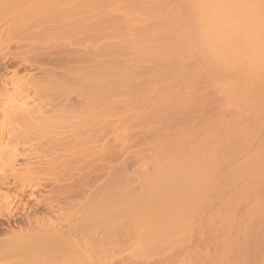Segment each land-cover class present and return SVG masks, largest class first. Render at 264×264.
<instances>
[{"label": "bare ground", "instance_id": "6f19581e", "mask_svg": "<svg viewBox=\"0 0 264 264\" xmlns=\"http://www.w3.org/2000/svg\"><path fill=\"white\" fill-rule=\"evenodd\" d=\"M21 1L22 0H0V13L3 14L0 15L3 17L6 14L5 20L7 15L9 16V20H6L9 23L4 21L2 17L0 19V21L5 22V25L7 23L6 26H3V23V27L0 25V69H4L5 71V73L4 71H2L3 73L0 72V115L10 118L11 124L17 129L15 133L9 134L0 125V165L2 166L0 168V219L6 220L7 223V227H3V225H1L2 222L0 224L2 226L1 228L5 229V231L3 230L4 232L1 231V233H3L0 235V238H2L0 239V264H115L113 259L115 257L113 255L115 247L119 245L120 248V245H126L130 240L128 235L131 234L130 232L139 230L141 235H139L138 240L141 245L143 243V249H147L146 247L157 248L159 245H165V243L168 242L167 240H171L173 237L175 238L178 233H181L180 231L183 228L181 225L182 217L185 216L184 219L186 220L183 221H187L185 223L182 221L184 225L187 224V227L189 225L191 226L190 223L192 220L194 221V217L197 218L199 216V213H196V216H194L195 213H193V211L195 209H200V207H204L211 202L215 204L216 202L214 201H218L216 198L221 193L225 195L222 188L225 187L224 183H226V185L229 183V179L225 178L227 174L223 172L225 166L223 163L230 165V163L228 164L229 159H237L243 152L246 154L245 156L247 159L242 155L243 159L245 158V163H243V160L239 161L238 164L241 165L237 168V172L235 171L236 174L234 177H237L238 181L241 179H238V176H241L239 175L240 172L243 173L244 171H246L245 174L251 172V176L252 173L255 176V174H257L256 172H258L259 175H257L260 177L264 175H260V172L264 170L262 169L263 166L261 163L258 165L259 167L260 165L262 166L260 172L254 169V167L257 168V164L252 168L255 162L257 163L258 161L260 162V159H262V161L264 159V137H260L261 139L258 138V143H256V141L253 143L255 138L253 139V136H251L253 133L250 134L249 132L250 136L246 135L245 138L243 135V142L241 140V143H238L241 136L238 134L240 137L237 139V131L233 133V135L236 133L234 138L233 135L232 137L230 135L233 130L241 129L238 128L240 127L239 125H241L240 123L238 126L234 124V127L236 126L237 129L235 128L232 130L233 125L231 126V124L239 120L235 115L233 118L231 117V119L235 117L233 123L230 122L231 119H229L230 121L227 119L225 120L229 121V125L231 126L228 130H232V132L227 131V133H224L225 136L229 133V139L228 136H226V138L222 134L226 130H221L220 126L218 127L217 125V128L224 131L222 133L220 132L219 136L217 133L216 136L219 138L221 137L220 134H222L224 138L228 139V141L224 140L225 143L229 144V147L226 144L224 146V141L223 144L221 141L220 147L222 148L219 149L220 147L218 144L215 145L214 143V136L212 137V134L215 135L217 128L210 129V126L208 127V122H211V119L207 122V126L203 124L202 120L201 122L206 128H209L210 131L207 135L211 137L208 139H213L210 140L213 141L214 147L216 148H212V141L209 143L206 139V135L203 136L207 133L205 127L206 131L201 130L203 135L199 132V127L198 130L193 129L195 130L194 132H198V135H201V137L203 136V139H206L204 143H202L203 139L197 136L196 133V135H193L194 132L191 133L187 130V126L192 124L189 120H195V118H190L191 115L196 114L195 111V113L192 112L191 114V109L187 111L188 108L186 107L187 109H184L186 112L182 110V113L179 109L181 115L179 116L178 114V118L175 117V119L170 116L172 120L167 117L168 114H165L168 110L167 108L173 106L174 103L172 104V101L174 98H177L175 94V97L172 96V93L170 95L173 99H169V93L166 92L165 87L168 90L173 89L174 92V89L177 87L175 85L178 83L179 73H186L188 70L187 68L186 71H184L187 66L184 61L189 58L187 54H192L193 52L191 53L190 50L195 47L199 48V50L195 48L197 52L200 51L201 54H207L206 56L204 55V59L206 61L210 60L208 68L212 64L211 67L215 69V71L212 72L220 74L221 79L222 76H224V79L226 78V80H229L228 84L234 92H236V94L233 95V90H231L233 93L230 91L233 96L239 97L237 94H242V96L244 94L243 97H240L243 99L245 97L247 98L248 103L244 101L247 105L249 104L250 106V103H252V106L255 105L254 108L256 107L259 113H264V0H178L179 5H176V8L172 6L174 10L169 11V14L167 13L169 16L167 23L165 24V22L162 21L159 25L155 24V27L144 25V23L136 24L135 18L133 19L134 16L129 13L131 9L129 4L126 6V1L123 0H62V3H59L58 0L59 4L57 3V5H62L61 7L56 5L53 6L56 3L51 4L50 0L48 2L47 0H45V2L44 0H40L39 2H43H41V5L37 4V6H35L37 2H32L34 0H23L22 3ZM25 1L26 3L30 1L29 3L31 5L28 6L25 4ZM121 1H123V3ZM134 1L135 0H133V2ZM136 1H138L137 3L139 4L140 0ZM173 1L175 0L170 2ZM175 2L178 3L177 0ZM43 3H50L52 6L42 5ZM130 4L135 6L136 2ZM175 4L173 2L172 5ZM138 6L140 7L141 4ZM126 8L129 14L126 13ZM135 8L133 10L134 12L137 10ZM144 8L145 7L142 8L143 10L139 9V11H144ZM133 11L131 12L133 13ZM136 12H138V10ZM170 12L172 13L170 14ZM145 21L146 20H144V22ZM149 22L151 21L148 20V23ZM155 22L157 23V21ZM122 28L123 31H125L124 29H126V31L120 32ZM104 38H106V41L101 42ZM50 39L51 41L54 39L53 42H51L52 45L49 44ZM58 41L62 42L58 44ZM62 43L66 44L62 45ZM77 44H81L82 47H75L78 46ZM11 46L15 49L11 50ZM145 46H147V50L143 49ZM141 50L151 58L150 60L153 65L150 64L151 62L148 65L152 70L155 69L154 67L162 64V62L165 63V65L167 63V67L162 64L165 69L162 65L158 66H161V69L163 68L162 73H160L161 70H158V67L156 68L160 75L156 72V69L155 71L153 70V72L152 70L146 69V62L148 61L147 56L144 54L147 60L145 61ZM128 54H134L135 56L129 57ZM208 55L210 56L209 59L207 58ZM185 56L186 58H184ZM152 57H154V61H152ZM160 59H164L165 61L158 63ZM183 59L185 60L183 61ZM144 62L146 65L143 64ZM155 62H157V65ZM200 62L202 63V61ZM179 63L183 64V66ZM175 65H178V67ZM180 65L184 69L182 70L183 72L175 70L180 68ZM204 66L205 65L201 66L203 67L202 70ZM208 68L206 67V69ZM213 68L209 69L213 70ZM196 70L198 69L196 68ZM142 71H146L145 73L148 75H143L144 72ZM174 71H176V74L178 72V74L175 75ZM192 71L194 72L193 69ZM154 72L157 73V76ZM191 72L189 74H191ZM171 73H174V77ZM185 73L180 75L181 79H186L188 73ZM152 74L158 77L159 80L161 79L160 83L162 82L164 85H166L165 83H167V85L169 83L173 84L164 87V85H160L159 80L154 76V79L158 81L156 84L159 83L156 86H159V88L163 86L165 89L160 88L162 90L159 89V91L155 89L156 94L158 95L161 91V93H164L163 91L167 93V97L166 93L163 98L162 96L159 97L161 99L160 102H164L163 107L171 100V104L169 102L170 106H166L167 108L165 107L167 110H165L164 115L167 118L163 117V112H159L161 110L158 106L160 102H153V105L158 103L157 108L152 109L153 107L151 108L148 104L150 107L148 108L151 109V111L145 112L143 115L142 112L145 109H142L141 115L139 114L140 116L134 113V115L138 117L134 116L135 119L132 121L134 123H132L131 120H133V118H129V120L126 118L128 114L127 116L125 115L126 117H123V114L131 109V107H129L130 103L127 102L130 97H132L131 99L134 98L131 102L136 101L135 96L133 97L132 95L134 91L130 87L131 90L130 92L128 91V93L132 96L127 94L125 90L129 98L127 95L126 98H121V96H125V93H121V90L125 89V87L129 90L128 85L132 82H136V78H140L139 82L137 80L135 83V86H137V88L135 87V94H138L141 86V89H144L143 87L148 85V83L143 84L142 82H149L150 79L147 77H150ZM196 74L193 73V75L191 74L190 76L195 75L196 77ZM141 75L145 76L146 80H144L145 77L143 78ZM153 75L150 77V86H152ZM158 75L161 76V78ZM164 75L166 76L164 77ZM197 75H199V73ZM166 77L168 78L162 80V78ZM170 77L176 82L173 80L172 82L168 81L171 80ZM189 78L187 77L185 81H188ZM166 80L167 82H164ZM51 85L55 86L54 91L57 89L56 92H59L62 100L58 102L55 109L44 110V107L40 105V100L44 98L45 93L47 94V90H49ZM150 86L148 85L146 88ZM172 86L175 87L172 88ZM132 87L134 88V86ZM227 87L230 88L228 85ZM61 90L62 94L60 93ZM137 91L139 92L137 93ZM49 92L51 93V91ZM170 92H172V90ZM52 93L54 92L52 91ZM120 93L122 95H120ZM140 93L141 96H138L143 98V90ZM178 93L179 92H177V94ZM73 95H75V98H73ZM144 95V98H146V93ZM180 95L179 93V99L181 98ZM118 96H120V98ZM140 97H138V99H141ZM182 98L184 99L183 94ZM179 99L175 102L177 103L180 101L179 103H181L182 100ZM144 101L139 100L140 104ZM176 103L174 106L179 104ZM174 106L173 108L175 109L176 106ZM197 108H199L198 105ZM138 109L140 108L138 107ZM168 111L172 110L170 109ZM158 113L160 117L157 115ZM169 113L171 114V112ZM204 113H206V111ZM118 114L123 115H121L122 118H118L119 122L122 123L121 125H123H120L122 128L125 123H129L127 122L128 120L131 124L135 125H140L141 121L153 125V122L150 124L149 121H159L161 118L160 121H163V123L158 122L162 123V125L160 124V126L158 124V127L160 126V131H158V129L156 134L158 137L160 135L162 136L163 133L161 130H163L164 137H160L164 140L162 139V143L158 137L154 140L156 135L153 134V131L155 130L150 129L153 132V140L156 143L155 149L153 145L152 148L154 150L152 149L153 151H151L154 153L158 148V154L156 155L155 153L156 157H154V155L152 156V160L155 162V165H157L158 172L155 169L156 173L154 172V174L156 175L153 174V181L148 183V187L139 194L137 190L140 189V184L127 187L128 190H126V188L122 189L121 191H126H124V194L127 193V196H129L127 199L129 200H124L125 197H123L121 199L122 206L118 207L117 210L113 207V210L112 204L117 202L116 199H114L115 203L113 202L116 189H113L112 185L118 186V181H112V176L114 177L115 175L112 171L116 170V168L113 170V166H116L118 174L121 173L122 175H120L121 178L119 177L122 180H119V185L122 184L118 188L124 187L127 183L129 186L132 184V179L131 181L127 180L130 178L124 179L125 174H129L126 172L128 167L125 164L131 161L125 159L123 161L121 160V163L123 162L122 166H120V161H118V164H120L118 168V166L115 165L116 161L113 159L116 157L114 156L116 150L110 143L111 140L106 138L110 133V128L112 127V131L115 128V125H113L114 128L111 126L113 124L111 118L113 119V116ZM172 114L174 115L173 111ZM200 114L201 113H199V115ZM130 116L129 114L128 117ZM205 116H203V118L207 121L209 117L206 116L205 118ZM212 117L215 118L214 121L218 120L215 115ZM242 119L243 118L240 120ZM114 120L115 119H113V122ZM240 120L239 122H241ZM116 124L118 125V121ZM199 124H201L200 121ZM227 125L228 124L225 126ZM211 126L213 127V122ZM133 127L135 128V126ZM147 127L146 125V128ZM246 127L247 126L244 127L243 132L246 130ZM52 128L54 129V133L50 134L49 132L48 136L47 132ZM168 128H173L174 130L167 133ZM45 129H47L46 132ZM115 129L117 130V128ZM166 129L167 131L165 132ZM150 130H148L147 133L152 136ZM248 130L249 129L246 131ZM39 131H42V135L38 133ZM127 131L129 132V130ZM178 131L181 132L178 133ZM188 131L192 135H189V133H187ZM239 131L242 135L243 132L241 130ZM246 131L243 134H247ZM43 132L46 134H43ZM158 132H161L160 135H158ZM134 134L135 133L129 135L132 137ZM137 134L138 133H136V135ZM148 135L147 137L151 139ZM142 137L147 139L145 135ZM126 138H123V140H126ZM137 138L143 142L141 137L139 138L137 136ZM218 138H216V141ZM157 140L159 143H157ZM220 140L222 139L219 138L218 141ZM122 143H124V141ZM147 143L145 144L148 147L149 143ZM149 145H151V143ZM259 146L262 147L259 148ZM223 147L227 148L223 149ZM210 148L211 151L209 150ZM208 152L212 154H207ZM117 158L115 159H120V157L119 159ZM150 159L149 161L147 159V162L151 164L153 161H150ZM132 162L134 164V160ZM235 164H237V162L234 163V166ZM249 166L256 172L254 173L251 168L250 171L248 168ZM150 167L152 168V166ZM247 170L250 172H247ZM101 171L105 172L103 173ZM249 177L250 175L248 178ZM115 178L116 177H114V180L116 181L118 177L117 179ZM255 178L256 181L254 180ZM255 178L253 181L252 177H250L249 183L245 184H240L246 181L245 177L243 182L239 184L237 182V186H244H241L240 189H238L237 186L234 187L232 191L234 193L233 199L231 198L232 194L230 197V199H232L231 201L228 196H224L230 201H227L230 203V209L228 207V212L224 211L226 215L222 212L224 216L222 218L223 224L220 225L221 227H215V229L208 227L209 233L208 230L204 231L205 239L209 237L211 239L212 233V236L214 235L215 237H212V239H216L215 243L213 240V242L210 240V244H214L215 250H218V255L217 253H213L215 257L212 254H210V256L212 255L214 259L217 258L216 261L219 264H244L248 260H256L258 256L260 257L262 255L261 252L264 254V178H261V180L257 179V177ZM216 179L219 182H216ZM223 179H226V182ZM214 180L218 184H214ZM231 180L232 179H230V182ZM234 180L232 182H234ZM98 181H101V183ZM126 181L127 183H125ZM221 181H224V183ZM111 182L115 183V185ZM221 184L223 185L222 187ZM218 198L222 199V197ZM218 202H220V200ZM243 203H245L244 205L247 204V208H243L244 221L241 220L242 217L240 214L242 213H238L239 207H241L240 205H243ZM117 204L121 205L120 203ZM194 207L196 208L194 209ZM215 210L217 213L216 208ZM183 213L184 216L181 217ZM214 214L213 211V218L211 217V221L215 217ZM217 215L218 214H216V217ZM238 215L241 217V222L239 221V217L237 219ZM189 217L192 218V220ZM141 219L146 220H143L142 223L139 224ZM219 219L221 218L219 217ZM99 226L101 229L99 228L98 231L97 228ZM142 227L144 229H142ZM210 227L213 228L211 225ZM200 230L202 229L200 228ZM176 231L178 232L177 234ZM202 234H199L201 239L204 238ZM206 235H209V237ZM174 238L172 240H174ZM198 239L199 238H197V240ZM201 239L196 242L202 241L200 243L203 245V242L206 241ZM191 241L188 242L191 244L190 246L193 247V244L196 243H193L195 241ZM15 242L23 243L22 247L25 248L26 246L25 251L22 252L21 250H24L22 248L18 253L15 252L14 248H12V244H16ZM189 243L186 245L189 246ZM166 244H169V242ZM201 244L199 245L201 249L198 245L194 247L195 250L197 249V254L194 250L191 253L197 256L200 250H202V254L204 249L208 250L212 247L206 242L209 248H202L203 246ZM190 246L188 248H191ZM138 247L141 248L140 245L137 246V249H134L135 252L138 250ZM116 248H118V246ZM184 248L182 247L180 249L185 250ZM140 250L142 251V249ZM147 250L149 251V249ZM141 251L139 252L138 250L137 253L143 254ZM208 253H210V249L206 252V254ZM136 254H127V257L130 256L128 258L129 261H131L130 258L142 256L141 254ZM147 254L143 257H147ZM192 254L190 255L188 252L186 261ZM201 254H199V256ZM203 255H201V257H203ZM196 256L195 258L198 264L205 262L204 258V260L200 259V261L202 260V262H200L199 259H197L198 256ZM208 257L206 261L208 260L211 263L210 260L213 258L208 259ZM259 257L258 260L260 261ZM262 257H264V255L260 258ZM140 258L142 259V257ZM194 259V264H197ZM189 260L188 262H192V260ZM133 261V263H128H139H135L136 260ZM158 261L159 260L154 259L150 263L148 262V264H160ZM126 262L121 263L128 264ZM188 262L186 264H188ZM250 262L252 264L253 261ZM249 263L246 262V264ZM166 264H168V262H166Z\"/></svg>", "mask_w": 264, "mask_h": 264}, {"label": "rangeland", "instance_id": "374dc122", "mask_svg": "<svg viewBox=\"0 0 264 264\" xmlns=\"http://www.w3.org/2000/svg\"><path fill=\"white\" fill-rule=\"evenodd\" d=\"M20 1V0H19ZM31 1V0H30ZM29 1V2H30ZM40 0H34V1H32L33 3H35V2H37L36 3V5L35 6H37V4L38 5H41V2H43V1H41V2H39ZM49 0H47V2H48ZM51 1V4H53V3H56V4H54L53 6H58V7H61L62 5H57V3H58V0H50ZM61 1V2H60ZM123 1H126L125 2V5L127 6V4H129V7L132 9H130V11H129V13L130 14H132L134 17H133V19L135 18V23L136 24H140V23H144V25H149V26H151V27H155L156 25L155 24H157V25H159L160 24V22H162V21H164L165 22V24L167 23V21H168V18H169V16H168V12L169 11H172V10H174V9H172V8H176V5H179V2H178V0H177V2L178 3H176L175 1H173L174 2V4L175 5H172L173 4V2H170V1H172V0H140V2H139V4L137 3L138 1H134L133 2V0L132 1H130V0H123ZM123 1H121L122 3H123ZM168 3H167V2ZM23 2V0L21 1V3ZM26 3V1H25V4H27L28 6H30L31 4L30 3ZM31 2V3H32ZM40 4H39V3ZM44 2H45V0H44ZM128 2V3H127ZM136 2V4H135V6H136V8H135V6L134 5H131L130 3H132V4H134ZM146 2V3H145ZM151 2V3H150ZM156 2V3H155ZM59 3H62V0H59ZM58 3V4H59ZM145 3V4H144ZM159 3V4H158ZM160 3H161V5H160ZM50 3H43L42 5H51ZM141 4V6L139 7L138 5H140ZM146 4H147V6H146ZM152 4H154V5H152ZM33 5V4H32ZM123 5V4H122ZM124 5V6H125ZM131 5V6H130ZM150 5V6H149ZM52 6V5H51ZM125 6V7H126ZM133 6H134V8L135 9H137L138 10V12H140V13H138V12H134L133 10H134V8H133ZM139 7V9H142L143 7H145L144 8V11H139V9H138V7ZM158 6V7H157ZM172 6H174V7H172ZM128 7V8H129ZM148 7H149V9H148ZM127 9V8H126ZM149 10H151V11H149ZM131 11H133V13L135 14H133ZM147 11V12H146ZM143 14H142V13ZM145 12V13H144ZM126 13H128V9H127V12ZM128 13V14H129ZM138 13V14H137ZM168 13V14H167ZM172 12H170V14H171ZM1 15H3L2 13H0ZM141 14H142V16H141ZM168 16H166V15ZM0 15V19H1V16ZM148 15V16H147ZM5 16H6V14H5ZM5 16H3L2 17V19H4V21H8L9 19H8V15H7V18H6V20H5ZM150 16V17H149ZM167 17V19H166V17ZM139 18V20H138V18ZM141 17V18H140ZM145 17V18H144ZM148 17V18H147ZM136 18H137V20H136ZM150 18V19H149ZM144 20H146L145 22L147 23H145L144 22ZM148 20L149 21H151V22H149L148 23ZM158 20H160V21H158ZM6 21V22H7ZM133 21V20H132ZM136 21H139V22H136ZM152 21H153V23H152ZM155 21H157V23L155 22ZM163 22V23H164ZM4 23V25L3 26H6L7 25V23H9V22H7L6 23V25H5V22H2V21H0V25L2 26V24ZM134 23V24H135ZM1 26H0V29H1ZM2 26V27H3ZM125 31H126V29H124ZM125 31H123V28H122V31L120 30V32H125ZM132 37V36H131ZM62 39V38H61ZM61 39H59V40H61ZM106 38H104L103 40H101V42L102 41H106L105 40ZM53 40L54 39H52V41H51V39H50V42H49V44H51L52 45V43L51 42H53ZM64 40V39H63ZM55 41H57V40H55ZM55 41H54V44H55ZM60 42H62V41H60ZM59 41H58V44L60 43ZM57 43V42H56ZM100 43V42H99ZM98 43V44H99ZM148 43H150V42H148ZM147 43V44H148ZM64 44H66V43H62V45H64ZM78 46H75V47H78V48H81L82 46H81V44H77ZM80 45V46H79ZM85 45V44H84ZM145 45H146V43H145ZM73 46H74V44H73ZM72 46V47H73ZM147 46H145V48H143V49H148V48H146ZM77 48V49H78ZM196 49H198L199 50V48H197V47H195ZM191 49L190 50V52L192 53V54H187L188 56H189V58L187 59V60H185V59H183V61L185 62V64L188 66H184L185 67V70L183 69V64H181V63H179V64H181L180 65V68H182V69H180V68H177V69H175V70H177V71H182V70H184V71H186V69L188 68V70L186 71V73H190L191 71H192V69L194 70V72L192 71L191 72V74L193 75V73L194 74H198L199 73V75H197L196 74V77H195V75L194 76H190L191 74H187V76H186V79H187V77L189 78L188 79V81H185L184 80V78L183 79H181V77H180V75H182V74H184L185 72H181L182 74H180L179 73V77H178V80H180V81H178L177 80V84L175 85V86H177L175 89L177 90H175L174 89V92H173V89H171L172 90V92H170L171 90H168L165 86L167 85V83H165L166 85H164V84H162V82L160 83V80L158 79V77H156L157 76V73L156 72H158L159 73V71H157V67L159 66V65H165V63H163L162 62V64H159L158 66H156V67H154L155 69H156V72H154V73H156V76L155 75H153V78H152V86H150V84L151 83H149L150 81H151V76L152 75H150V77L148 76L147 78L148 79H150V81L149 82H145L144 80H146V77L145 76H143V75H145V74H147V73H145L144 71H142V72H144V74L143 75H141V76H143V78L145 77V79L143 80L144 82H142L143 84H145V83H148V85L151 87H148V88H146V86H148V85H145V87H143L144 89H141L142 88V86H141V88H140V92L143 90V93H142V97L143 98H141L140 96H141V93L139 92V91H137V93L138 94H135L136 93V88H137V86H135V83L137 82V80H138V82H139V79H137L136 78V82H132V80H131V82L134 84H132L131 82V86L130 85H128V87H129V90H128V88H126L125 86V89H123V90H121L122 92L121 93H125L124 95L125 96H121V98H126L128 95L127 94H130V93H128V91L130 92V90L132 89L133 91H134V93L132 94L133 95V97L135 96V100L136 101H133V102H131V100H134V98L133 99H131L132 97H130V99L127 101L128 103H130V106L129 107H131V109L130 110H128V111H126L122 116L123 117H126L127 116V114H128V116H129V114L131 115L130 117H126V118H133V120H131V122L132 121H134V119H135V117L134 116H136L137 114H138V116H140L141 114V111H142V109H145V110H143V112H142V114L144 113L145 114V112H150L151 111V109H149L150 107L152 108V109H154V108H157V104L158 103H156L155 105H153L154 103L153 102H160V98L159 97H161L162 96V98L164 97V95H165V93L166 92H168L169 94H168V98L169 99H173V97L172 96H174V94L177 96V98L175 99L174 98V100L172 101V104L174 103H176L175 101L176 100H178L179 99V97H178V95H179V93L181 94L180 95V97L182 98V94L184 95V99L182 98H180L182 101H181V103H179V102H177V103H179L177 106H178V108H177V106L175 107L174 106V104H173V106L175 107V109L173 108V106H170L169 105V102H170V104H171V100H169V102H168V104L166 103V105L163 107V105H164V102L163 101H161V102H163V103H161L160 102V104L158 105L160 108H161V110L159 111V112H163V115H164V112H165V110H172L173 111V113H174V115L172 114V111H166L165 112V114H168V116L167 117H169L170 118V116H172L174 119H175V117L176 118H178V114H179V116L181 115L180 113L182 112L183 113V111L184 112H186L184 109H187V111L188 110H190L189 112L192 114V112L193 113H195L196 112V114H194V115H191V117L190 118H195V120H189V122L190 123H192V124H189V126H187L188 127V129L187 130H189L191 133H193L195 130H193V129H197L198 130V127H199V129H200V131L199 132H201V135H203V133H202V131H206L207 130V133L206 132H204V133H206V134H204L203 136H207V140L209 141V143H211V141L214 139L215 141H214V143H215V145L216 144H218V146L220 147V143H221V141H222V144H223V141L225 140H227L228 141V139H229V137H230V135H231V137H232V135H233V133L234 132H236L237 131V135H236V133H235V135L237 136V139L241 136V139L240 140H238V143H241V140H242V136L244 135V137L246 138V135H249V132H250V134L251 133H253V135L251 134V136H253V139H254V141H253V143H255V141H256V143H258V140L259 139H261L260 137H264V113H262V112H260L259 113V110H257V108L255 107L254 108V106H252V103H250V106H249V104L247 105L245 102L247 101V103H248V100H247V98L245 97L244 99L242 98L243 96H244V94H243V96H242V94L241 95H238L237 94V96H239V97H236V96H233V95H235L236 94V92H234V90L230 87V85L228 84V82H229V80H226V78L224 79L223 77L224 76H222V79L220 78V74H215V72H212V71H215V69L213 68V67H211L212 66V64H211V66L209 67L210 69L211 68H213V70H210L209 68H208V66H209V63H210V60H208L209 58H210V56L208 57L207 56V60L208 61H206L204 58V55L205 54H201L200 53V51H198L197 52V50L196 49ZM15 48L14 47H12L11 46V50H14ZM80 50V49H79ZM195 50V51H194ZM141 52H143L142 50H141ZM184 52H186V51H184ZM138 53H140V52H138ZM200 53V54H199ZM144 52H143V55H142V53H141V55L143 56V58H145L144 57ZM129 55V57L131 56V57H133V56H135L134 54L132 55H130V54H128ZM127 55V56H128ZM146 55V54H145ZM201 55H203V56H201ZM207 55V54H206ZM205 55V56H206ZM147 56V55H146ZM187 56V57H188ZM149 56H147V60H146V58H145V61H147L146 63H147V65L145 64V62L143 63V64H145L146 65V69H148V70H152L151 68H150V66L148 65L150 62H151V58H149ZM153 58L154 57H152V61H154L153 60ZM184 58H186V56L184 57ZM156 61V60H155ZM158 61H160V62H158ZM157 62L158 63H161V61H165L164 59L163 60H158ZM200 61H202V63L200 62ZM157 62H155V64L157 65ZM180 62H182V61H180ZM183 62V63H184ZM208 63V64H207ZM150 64H152L153 65V63L151 62ZM154 64V65H155ZM178 64V65H179ZM199 64H201V65H199ZM205 65L204 66V69L202 70V68L203 67H201V66H203V65ZM162 65V67L165 69V67H167V63H166V65H165V67ZM178 65H175V66H177L178 67ZM198 67H197V66ZM149 66V67H148ZM175 66H173V67H175ZM199 66H200V68H199ZM152 67V66H151ZM172 67V68H173ZM192 67V68H191ZM206 67L208 68V69H206ZM153 68V67H152ZM162 68V69H163ZM176 68V67H175ZM196 68L198 69V70H196ZM143 69H144V67H143ZM155 69H153L154 71H155ZM161 70V72L160 73H162V69H161V66L160 67H158V70ZM174 69V68H173ZM172 69V70H173ZM180 69V70H179ZM201 71H200V70ZM142 70V69H141ZM153 70H152V72H153ZM2 71H4V69H0V72H2ZM198 71V72H197ZM151 72V71H150ZM149 72V73H150ZM151 72V73H152ZM173 72V71H172ZM176 71H174V73H175ZM3 73V72H2ZM4 73H5V71H4ZM160 73H159V75H160ZM174 73H171L172 75H173V77H174ZM185 73V74H186ZM217 73V72H216ZM164 74V73H163ZM162 74V75H163ZM177 74H178V72H177ZM176 73H175V75H177ZM148 75V74H147ZM146 75V76H147ZM158 75V76H159ZM167 75V74H166ZM166 75H164V77L166 76ZM169 75V74H168ZM219 75V76H218ZM140 76V77H141ZM154 76L157 78V80H159V83H160V85H164V87H165V89H166V92L165 91H163L164 93H161V92H159V93H161V94H159L158 92V95L156 94V90L157 91H159V89L160 88H163L164 89V87L162 86V87H160L159 88V86H156V85H158L159 83H157L156 84V82H158V81H156L155 79H154ZM169 76H171V75H169ZM184 76V77H185ZM160 78H161V76H159ZM168 77H166V78H162V80H165V79H167ZM171 78V77H170ZM176 78V77H175ZM180 78V79H179ZM224 79V80H223ZM228 79V78H227ZM154 80H155V83H154ZM172 80H173V78H171V80H168V81H170V82H172ZM176 80V79H175ZM181 80H183V81H181ZM174 81V80H173ZM164 82H167V80L166 81H164ZM163 82V83H164ZM174 82H176V81H174ZM169 83V82H168ZM227 83V84H226ZM129 84V83H128ZM170 84H172V83H169L167 86H169ZM153 85H154V87H153ZM173 85V84H172ZM227 85L230 87V88H228L227 87ZM53 85H51V87H49V90H47V94L45 95L44 94V98H42L40 101H41V106L42 107H44L43 109L45 110V109H47V110H53V109H55V107L57 106V104H58V102H60L61 100H62V97L59 95V92H56L57 91V89H56V91H54L55 90V86H53ZM132 86H134V88L132 87ZM175 86H172V88H174ZM130 87H131V89H130ZM158 87V88H157ZM52 88V89H51ZM54 88V89H53ZM61 88V87H60ZM156 89V90H155ZM164 89V90H165ZM127 91V94H126V91ZM160 90H162V89H160ZM231 90H233V92H234V94L232 95V91ZM49 91H51V93L49 92ZM52 91L54 92V93H52ZM124 91V92H123ZM133 91H131V92H133ZM232 93H231V92ZM49 92V93H48ZM177 92H179L178 94H177ZM184 92V93H183ZM196 92H198V93H196ZM61 94H62V90H61V92H60ZM120 93V95H122ZM146 93V98H144L145 97V94ZM173 93V95L171 96L170 94H172ZM135 94V95H134ZM163 94V95H162ZM240 94V93H239ZM127 95V96H126ZM131 95V94H130ZM131 95V96H132ZM137 95V96H136ZM138 95H140V96H138ZM186 95V96H185ZM74 97L73 98H75V95H73ZM157 96V97H156ZM170 96V97H169ZM240 96H242V97H240ZM119 98H120V96H118ZM138 97H140L141 99H138ZM166 97H167V93H166ZM172 97V98H171ZM175 97V96H174ZM128 98H129V96H128ZM137 98V99H136ZM242 98V99H241ZM143 99V100H142ZM157 99H159V100H157ZM179 99V100H180ZM246 99V100H245ZM138 100V101H137ZM139 100H141V101H144V102H141V104H140V102H139ZM185 100V101H184ZM130 101V102H129ZM245 101V102H244ZM138 102H139V104H140V106L142 107H140L139 106V104H138ZM200 102V103H199ZM138 105H136V104ZM151 103V104H150ZM153 103V104H152ZM176 103V104H177ZM132 104H134V105H132ZM144 104V105H143ZM147 104V105H146ZM148 104L150 105V107L148 106ZM129 105V104H128ZM151 105H153V106H151ZM161 105V106H160ZM190 105H191V107H190ZM196 105V106H195ZM197 105H198V107L199 108H197ZM135 106V107H134ZM147 107V109H146V107ZM169 107V108H167V107ZM183 108H182V107ZM133 107V108H132ZM137 107V108H136ZM138 107L140 108V109H138ZM149 107V108H148ZM158 107V108H159ZM167 109H166V108ZM180 107V108H179ZM187 107V108H186ZM201 107V108H200ZM135 108V109H134ZM164 108V109H163ZM177 108V109H176ZM193 108H195V109H193ZM137 109V110H136ZM149 109V110H148ZM181 110V112H180V110ZM192 109H193V111H192ZM202 109H204V110H202ZM134 110V111H133ZM139 110V111H138ZM147 110V111H146ZM159 110V109H158ZM175 110V111H174ZM177 110H178V112H177ZM183 110V111H182ZM199 110V111H198ZM195 111V112H194ZM206 111V113H204ZM208 111V112H207ZM169 112H171V114L169 113ZM175 112H177V113H175ZM209 112H210V114H211V116H210V114H209ZM133 114V117H132V114ZM134 113L136 114V115H134ZM199 113H201L200 115H199ZM204 113V114H203ZM238 113V114H237ZM262 113V114H261ZM140 114V115H139ZM143 114V115H144ZM170 114V115H169ZM177 116H176V115ZM198 114V115H197ZM205 114H206V116H208L209 117V119H208V117H207V121H206V119H204L203 118V116H205ZM209 114V115H208ZM213 114V115H212ZM120 114H118V115H115V116H113V119H115L114 120V122H115V124H114V122H113V119L111 118V120H112V125L111 126H113V125H115V128H117V130L114 128V126H113V131L111 130L112 129V127L110 128V133L108 134V136L106 137V138H109V140H111L110 141V143L112 144V146H113V148L116 150V152H114V156H116L115 158H117L118 157V154H119V157H120V159H119V157L117 158V159H119V160H116L115 158H113L116 162H117V164H116V162H115V165H120V166H122V163H121V160L123 161L124 159L125 160H129V161H131V162H127V164H125V165H127V170H126V172H128L129 174L127 175V173L125 174V177H124V179L126 180V178H130V179H127V180H130L131 181V179H132V184H131V186H129V184L127 183V181L125 182V183H127V184H125V186L124 187H120V188H118L120 185H119V183H120V181L119 180H121L120 178V175H121V173H119L118 174V170H117V167L116 166H113L114 168H113V170L116 168V170H114V171H112V172H114V177H116L115 179H117V177H118V179L115 181L114 180V177L112 176V181L113 182H117L118 181V183H117V187H116V185H115V183H113V182H111V183H113L115 186H113L112 185V187H113V189H116L115 191V193H114V191H113V193L115 194L114 195V198H113V202L115 203V201H114V199H116V202L117 203H120L121 204V199L123 198V197H125L124 198V200L126 199L127 201L129 200V199H127V197H129V196H127V193L126 194H124L125 192L124 191H121L122 189H124V188H126V190H128L127 189V187H132V185H134V184H136V186L137 185H139L140 184V189H138L137 190V193L139 194V193H141V192H143L145 189H146V187H148L147 185H148V183H150L151 181H153V179L152 178H154L153 176L154 175H156V174H154V172L156 173V171L158 172V168H157V165H155V162L152 160V156L154 155V157H156L155 156V153H156V155L158 154V148H157V151H154V153L152 152L154 149H155V141L154 140H156L157 139V130L158 131H160V126L162 125V123H163V121H160V119L159 118H157L158 116L160 117V114L158 113L157 115V119H159V121L158 120H153V121H149V123L151 124L152 122H153V125H154V128H153V125H149V124H147V122H145V123H143V121H141V126L140 125H135V124H131V122L128 120L127 122H129L130 123V125H129V123H125L124 124V127H125V125H126V129L123 127H121V126H123V125H121L122 123H120L119 122V119L118 118H122V116H121ZM126 115V116H125ZM161 115H162V113H161ZM162 115V116H163ZM196 115H197V117L198 116H200V117H196ZM202 115V116H201ZM215 115V117H217L216 119H218V120H216V121H214L215 120V118H213L212 116H214ZM218 115V116H217ZM235 115V117L237 118H239V120L241 119V118H245L244 120L242 119V120H240L241 122H239V120H236L235 121V123H233L234 122V120H235V117H234V119H231V117L233 118V116ZM238 115H240V116H238ZM118 116V117H117ZM138 116H136V117H138ZM206 116H205V118H206ZM115 117V118H114ZM164 118H167L165 115L163 116ZM163 117H162V119H163ZM172 117L170 118L171 120H172ZM211 117V118H210ZM223 117H224V119H223ZM241 117V118H240ZM197 118V119H196ZM203 118V119H202ZM200 119V120H199ZM211 119V122H208L209 120ZM212 119H213V121H212ZM229 120V119H231V123H233V124H231V126L233 125V127H232V130L233 129H237V127L236 126H238V124H240L241 123V125H239L240 127H238V128H241V129H239V130H241L242 132H243V130H244V127L245 126H247L246 127V130L247 129H249L248 131H246V133L247 134H243L242 133V135L240 134L241 132L237 129V130H233V132H232V130H228V128L230 127L231 128V126L229 125L230 123H229V121H225V120ZM200 121V123L201 124H199V121ZM201 120L203 121V124H205V126H207V122H208V127L210 128V129H212V128H217V125H218V127L220 126V129L222 130V129H225L226 131H221L219 128H217V130L214 132L215 133V135L214 134H212V137L214 136V138L212 139V138H210V139H212V140H210V139H208L209 137H211V136H208L207 134H209L208 132L210 131L209 130V128L207 127H205L203 124H202V122H201ZM224 120V121H223ZM233 120V121H232ZM117 121H118V125L120 126H118L116 123H117ZM198 121V122H197ZM239 123H238V122ZM247 123H246V122ZM157 122V123H156ZM158 122H162V123H158ZM213 122V127L211 126V123ZM217 122H218V124H217ZM224 122V123H223ZM226 122V123H225ZM120 123V124H119ZM132 123H134V122H132ZM144 125H143V124ZM155 123V124H154ZM216 123V124H215ZM246 125H245V124ZM249 123V124H248ZM158 124L160 125L159 127H158ZM210 124V125H209ZM220 124H222V125H220ZM224 124V125H223ZM226 124H228L227 126H225ZM234 124H237L235 127H234ZM245 126H244V125ZM0 125H1V127H3V129L4 130H6L9 134H12V133H15L16 131H17V129L11 124V119L10 118H7V117H5V116H1L0 115ZM21 125V124H20ZM129 125V126H128ZM146 125L149 127H147L146 128ZM155 125H156V128H155ZM191 125V126H190ZM193 125V126H192ZM201 126V128H202V126H203V128L205 127L206 128V130H205V128L203 129H201L200 128V126ZM215 125V126H214ZM19 126V125H18ZM22 126V125H21ZM129 128H128V127ZM133 126H135V128L133 127ZM144 126V127H143ZM150 126H151V128H150ZM242 126V127H241ZM244 126V127H243ZM248 126H249V128H248ZM17 127V126H16ZM133 127V128H132ZM141 127V128H140ZM186 127V128H187ZM225 127V128H224ZM226 127H227V129H226ZM119 128V129H118ZM121 128V129H120ZM128 128V129H127ZM147 129V131H146V129ZM48 129V128H47ZM47 129H45V132L47 131ZM142 129V130H141ZM145 129V130H144ZM150 129H152V130H155V131H153L152 132V130H150ZM190 129H192V130H190ZM219 129V130H218ZM50 130H52V131H50ZM50 130H48V132H47V134H48V136H49V132H50V134L51 133H54V129L52 128V129H50ZM58 130V129H57ZM60 130V129H59ZM127 130H129V132L127 131ZM148 130H150V132H151V135L152 136H150V135H148ZM171 130L173 131L174 129L172 128H168V131H167V129L165 130V132L167 131V133L168 132H171ZM196 130V131H197ZM202 130V131H201ZM252 130V131H251ZM125 131V132H124ZM127 131V132H126ZM135 131V132H134ZM145 131V132H144ZM162 131V133L164 134V131L163 130H161ZM189 131L187 132V133H189ZM227 131H231L232 133L229 135V133L228 134H226V136H228V139H226L227 137L225 136V134L224 133H227ZM45 132H43V134L45 133ZM149 132V133H150ZM179 132H181V131H178V133ZM222 133L223 135H224V137H226V138H224L223 137V135L222 134H220V136L221 137H219V138H221L222 140H220V141H218L219 140V138H218V136H219V133ZM240 132V133H239ZM38 133H42V131H39ZM119 133V134H118ZM132 133H135L134 134V136H132L131 137V135H129V134H132ZM136 133H138L137 135H136ZM155 134L156 135V137H154V140H153V134ZM159 134L158 135H160V133L161 132H158ZM177 133V134H178ZM185 133H186V131H185ZM191 133H189V135H192ZM198 133V132H194L193 133V135H196V134ZM218 133V136H216V134ZM46 134V133H45ZM163 134H162V136L161 137H164L163 136ZM200 134V133H199ZM238 134L240 135V136H238ZM15 135V134H14ZM42 135V134H41ZM41 135H39V136H41ZM54 135V134H53ZM117 137H116V136ZM125 135V136H124ZM146 136L147 137V135L148 136H150L151 137V139L149 138V137H147V139H144L142 136ZM154 135V136H155ZM201 135H198L197 134V136H199L201 139H203L202 137H201ZM210 135H211V133H210ZM235 135H233V138H234V136ZM13 136V135H12ZM36 136H38V135H36ZM50 136H52V135H50ZM135 136H136V138H135ZM137 136L140 138L141 137V139H143V142H142V140L140 141V139H138L137 138ZM158 137L160 140H161V143H162V139H161V137ZM165 136H166V134H165ZM215 136H216V138H218V143H217V141H216V138H215ZM250 136V135H249ZM248 136V137H249ZM127 137V138H126ZM123 138H126V140H123ZM129 138H131V139H129ZM137 139V140H135V139ZM149 138V139H148ZM199 138V139H200ZM259 138V139H258ZM133 139V140H132ZM158 139V140H159ZM200 139V140H201ZM206 139H203V141H202V143H204V140H206ZM244 139V138H243ZM129 140V141H128ZM139 140V141H138ZM146 140V141H145ZM147 140H148V143L150 144L151 143V145H149L148 143H147ZM157 140V143H159V141ZM164 140V139H163ZM200 140H199V142H200ZM124 141V143H122ZM133 141H134V143H133ZM144 141H145V143H147L148 144V147H147V145L144 143ZM225 141H224V146H225V144L226 145H228V147H229V144H227V143H225ZM261 141V140H260ZM259 141V142H260ZM242 142H243V140H242ZM128 143V144H127ZM214 143H213V141H212V148H216V147H214L215 145H214ZM237 143V142H236ZM99 144H101V143H99ZM133 144H134V146H133ZM139 144V145H138ZM141 144V145H140ZM196 144V143H195ZM198 144V143H197ZM127 145V146H126ZM153 145H154V149L152 148L153 147ZM160 145V144H159ZM158 145V146H159ZM210 145V144H209ZM223 146V145H222ZM238 146V145H237ZM119 147V148H118ZM123 147V148H122ZM149 147H150V149H149ZM157 147V146H156ZM210 147H211V145H210ZM240 147H242V146H240ZM240 147H239V149H240ZM262 146H259V148H261ZM122 148V149H121ZM218 148V147H217ZM222 147H220L219 149H221ZM225 148H227V147H225ZM224 147H223V149H225ZM263 148H264V146H263ZM262 148V149H263ZM143 149V150H142ZM153 149V150H152ZM261 149V150H262ZM114 150V151H115ZM117 150H118V152H117ZM142 150V151H141ZM152 150V151H151ZM210 151H211V148L209 149ZM242 150H243V148H242ZM260 150V151H261ZM264 150V149H263ZM140 153H139V152ZM149 151V152H148ZM224 151V150H223ZM254 151V150H253ZM120 152V153H119ZM243 152V151H242ZM245 152H247V151H245ZM124 153V154H123ZM135 153H136V155H135ZM151 155H150V154ZM209 153H211V152H208L207 154H209ZM254 153V152H253ZM121 154V155H120ZM149 154V155H148ZM207 154H205V155H207ZM212 154V153H211ZM124 155V156H123ZM134 155H135V157H134ZM242 155L247 159V157L245 156L246 154L243 152L242 153ZM239 156L237 159H229V162H228V164L230 163V165H227V163L225 164V163H223V165H225L224 166V168H223V172H225V174H227L226 175V179H229V183L226 185V183H224V181H221V182H223L224 184H225V187L224 188H222V190H223V192L225 193V195L226 196H228V198L230 199V197H231V194H232V199H233V195H234V193L232 192L233 191V189H234V187L235 186H237V182H238V184L240 183V182H243L245 179H246V181L245 182H243V183H240V184H245V183H249L248 181L250 180L249 178L250 177H252V180L255 178V177H257V179H260L261 180V178L263 179L264 178V175H262V174H264V170H262V169H264V159H263V161H262V159H260V162L258 161L257 163L255 162V164H253L252 165V168H253V166L254 165H256L257 164V168H255L254 167V169L256 170V171H259L260 172V170H262L263 172H260V175H262L261 177L260 176H258L259 174H258V172H256L255 170H253L252 168H251V166H249L248 168L250 169H252L253 170V172L255 173H257V174H255V176H254V174L252 173V176H251V169H250V171H248L247 170V172H250V173H247V174H245V172L246 171H244L243 173H241L240 172V174L239 175H241L240 177L238 176V179L239 178H241V179H239V181L237 180V177H234V175L236 174L235 173V171L237 172V168H239L240 167V165L241 164H238V162L239 161H241V160H243V163H245L244 161H245V158L243 159V156ZM128 156V157H127ZM148 156V157H147ZM220 156H221V154H220ZM124 157V158H123ZM130 157V158H129ZM151 159H150V158ZM242 157V158H241ZM129 158V159H128ZM133 158V159H132ZM218 158V157H217ZM221 158V157H220ZM147 159H148V161H149V159H150V161H153L151 164H150V162L148 163L147 162ZM134 160V164H133V161ZM20 161H22V160H20ZM118 161H120L119 163L120 164H118ZM145 161V162H144ZM114 162V161H113ZM113 162H112V164H113ZM137 162V163H136ZM140 162V163H139ZM237 162V164H235V166H234V163H236ZM132 163V164H131ZM147 163V164H146ZM241 163V162H240ZM243 163H242V165H243ZM261 163V165L263 166H261L260 165V167L258 166L259 164ZM130 164V165H129ZM114 165V164H113ZM145 165H146V167H145ZM120 166H118V168L120 167ZM150 166H152V168L150 167ZM156 166V167H155ZM237 166V167H236ZM2 166L0 165V168H1ZM153 167H155V168H153ZM161 167V166H160ZM258 167H259V169H258ZM262 167V169H260ZM144 168V169H143ZM234 168V169H233ZM236 168V169H235ZM154 169V170H153ZM155 169H156V171H155ZM160 169V168H159ZM130 170V171H129ZM116 171V172H115ZM131 171H132V174H131ZM101 172H103V171H101ZM105 172V171H104ZM103 172V173H104ZM103 173H101V174H103ZM154 174V175H153ZM229 174V175H228ZM130 175V176H129ZM244 175V176H243ZM245 175H247V176H245ZM250 175V177L248 178V176ZM122 176V175H121ZM133 176V177H132ZM120 177V178H119ZM244 177H245V179H244ZM247 178H248V180H247ZM226 179H223V180H225V182H226ZM230 179H232L231 180V182H230ZM234 179H236V180H234ZM217 180V179H216ZM234 180V182H232ZM241 180V181H240ZM251 180V181H252ZM255 181H256V178L254 179ZM253 180V181H254ZM122 181V180H121ZM99 183H101V181H98ZM216 182H219L218 180L216 181ZM215 182V180H214V184H218V183H216ZM99 183H97V184H99ZM247 185V184H246ZM245 185V186H246ZM259 185V184H258ZM123 186V185H122ZM223 185L221 184V187H222ZM238 186H240V185H238ZM237 186V188L238 189H240L241 188V186L240 187H238ZM244 186V185H243ZM242 186V187H243ZM260 186V185H259ZM112 187H111V189H112ZM145 187V188H144ZM139 188V187H138ZM225 189V190H224ZM119 190V191H118ZM258 190V189H257ZM121 191V192H120ZM231 191V192H230ZM222 192V191H221ZM112 193V194H113ZM118 193V194H117ZM228 193V194H227ZM117 194V195H116ZM230 194V195H229ZM125 195V196H124ZM223 193H221L218 197H222V199L221 198H218L217 197V195H216V199L219 201L220 200V202H218V201H214V202H216L214 205L212 204V202L210 203V204H206V206H204V207H200V209H195L196 207H194V211H193V213H195L194 214V216H196V213H199V216L197 217V218H195L194 217V221L192 220V218H190L192 221H191V226L189 225L188 227H187V224L186 225H184V223L185 222H187V221H183V220H186V219H184L185 218V216H184V213H183V215H181V217L182 216H184V217H182L183 219L181 220V225H182V229H181V233H178L177 231H176V234L178 233V235L177 236H175V238H174V240H167L168 242H169V244H166V243H168V242H166L165 243V245L163 246H161V245H159V247L157 246V248H151V247H146V246H144V247H146L147 249H149V251L147 250V249H145L146 250V252H145V250L143 249V243H142V245L139 243V235H141V233H139V230H134V231H132V232H130L131 234H128L129 235V242L125 245H120L121 247V249L119 248V245H117L118 246V248L120 249H118V248H116L115 247V251H114V263L115 264H125V263H121V262H126V263H133L134 261L133 260H136L135 261V263H142L143 261L145 262H143L142 264H148V262L150 263L152 260H154V259H156V260H159L158 262L160 263V264H166V262H168V264H169V262H170V260H171V262H170V264H186L187 262H188V260L190 259V260H192V262H193V259L195 258V256L196 255H194V253L192 254L191 252H193V250L196 252L197 251V249L195 250L194 249V247H195V245H200L201 243L200 242H202V241H200V242H196V241H199L200 239H201V234L204 232V231H206V230H208V227L209 228H211V229H215V227H221L220 225L221 224H223L222 223V218H223V216L224 215H226V212H224V211H227L228 212V207H229V204L230 203H228L227 201H229V199H227L226 197H224L225 196ZM236 195V194H235ZM118 197V198H117ZM232 199H230V201L232 200ZM118 201H120V202H118ZM226 201V202H225ZM229 201V202H230ZM117 203H115V204H112L113 206H112V209H113V207L115 208V210H117L118 209V207H120V206H122V204L121 205H118ZM225 203V204H224ZM117 204V205H116ZM245 203H243V205H240L241 207H239V210H238V213H242V214H240L241 215V217H242V219H241V217H240V215H238L237 216V219H238V217H239V221H240V219L242 220V221H244V210H243V208L244 209H246L247 208V204L246 205H244ZM253 204V203H252ZM116 207H115V206ZM212 205V206H211ZM226 205V206H225ZM228 205V206H227ZM212 208H211V207ZM217 206H218V208H217ZM246 206V207H245ZM198 207V206H197ZM220 207H222V208H220ZM227 207V208H226ZM199 208V207H198ZM202 208V209H201ZM214 208V209H213ZM215 208L217 209V213H216V210H215ZM209 209V210H208ZM226 209V210H225ZM229 209H230V207H229ZM114 210V209H113ZM207 210V211H206ZM219 210V211H218ZM242 210V211H241ZM205 211V212H204ZM211 211V212H210ZM213 211H214V219H212V221H211V217L213 218ZM224 213V215H222L223 213ZM186 213V212H185ZM209 215H208V214ZM221 213V214H220ZM187 214H188V212H187ZM186 214V215H187ZM207 214V215H206ZM216 214H218L217 215V217L219 216L221 219H219V217L217 218L216 217ZM192 215V214H191ZM211 215V216H210ZM222 215V216H221ZM181 217H180V219H181ZM192 217V216H191ZM1 221H0V224H1V222H2V224L1 225H3V227H7V223H6V220H4V219H0ZM4 220V221H3ZM145 221L146 219H141V222L139 223V224H141L142 223V221ZM184 223H183V222ZM210 222V223H209ZM218 222H219V224H218ZM221 222V223H220ZM241 222V221H240ZM6 225H5V224ZM0 225V235H2V233L5 231V229L4 228H1L2 226ZM210 225L211 226H213V228L212 227H210ZM143 226V225H142ZM185 226H186V228H185ZM99 228L101 229V227L99 226L98 228H97V230L99 231ZM181 228V227H180ZM200 228L202 229V230H200ZM207 228V229H206ZM142 229H144L143 227H142ZM4 230V231H3ZM1 231H3L2 233H1ZM201 231V232H200ZM203 231V232H202ZM211 231V230H210ZM198 232V233H197ZM207 233V232H206ZM208 233H209V230H208ZM207 233V234H208ZM210 233H212V232H210ZM100 234V233H99ZM200 234V235H199ZM213 234V233H212ZM212 234H211V239H210V237H209V235L207 236V237H209V238H206L205 239V232L202 234V236H204V238H202L201 240H205L206 242H207V244L209 243L210 244V240L212 241L213 239H212V237L213 238H215L214 237V235L212 236ZM200 236V237H199ZM1 237V236H0ZM141 237V236H140ZM191 238V239H190ZM197 238H199L198 240H197ZM0 239H2V238H0ZM141 239V238H140ZM189 239V240H188ZM208 239V240H207ZM138 240V241H137ZM195 241V242H193V243H196V244H193V247H191L190 245V241ZM215 240L216 239H214L213 241H214V243H215ZM189 241V242H188ZM191 241V242H192ZM209 241V242H208ZM212 241V242H213ZM139 243V245H140V247L141 248H139L138 247V250H139V252L141 251L140 249H142V251L141 252H143V254L142 253H137L138 252V250L135 252V250L134 249H137V246H139L138 245V243ZM206 242H203V247L202 248H209V246L211 245L212 247H214V244H208L209 246H207V244H206ZM16 244H12L13 246H12V248H14V251L15 252H17L18 253V251H20V249H24V250H21L22 252H24L25 251V248H26V246H25V248L24 247H22V244L23 243H18V242H15ZM17 243H18V246H17ZM164 243V242H163ZM189 243V246L191 247V248H188L189 246L188 245H186V244H188ZM206 245H205V244ZM162 244V243H161ZM20 245V246H19ZM185 245H186V247H185ZM16 246V247H15ZM210 246V247H211ZM184 248L185 250H183V249H180V248ZM211 247V248H212ZM18 248V249H17ZM27 248H28V246H27ZM198 248V247H197ZM199 248L201 249V247L199 246ZM207 248V249H208ZM209 248L210 249V253H208V254H206V252H208L209 251V249L208 250H206V249H204L203 250V252H202V254H201V251L202 250H200V253L199 254H201V255H203V253H204V251L206 250V252L204 253V255H203V257H201V255L199 256V254L197 255L198 257H201V258H198L197 256V259H199V261H200V259H202V260H204L205 262H203L202 264H219L217 261H216V259L217 258H215L214 259V255L215 254H213V253H217V249L215 250V247L214 248ZM189 249H190V251H189ZM191 249H192V251H191ZM13 250V249H12ZM182 251V252H180V251ZM187 250V251H186ZM215 250V251H214ZM112 251V252H113ZM198 251H199V249H198ZM9 252H12V251H9ZM144 252H145V254H144ZM188 252H189V254L191 255L192 254V256H194V257H192V256H190V258H189V256H188V260L186 261V259H187V254H188ZM264 252V251H263ZM14 253V252H13ZM20 253V252H19ZM120 253V254H119ZM131 253H137L138 255H142V256H140V257H142V259L139 257V256H137V257H133V258H130V260L131 261H129V257L130 256H128L127 257V254L128 255H130ZM148 253V254H147ZM187 253V254H186ZM23 254V253H22ZM121 256H119V255ZM136 254V255H137ZM146 254H147V257H143L144 255L146 256ZM196 254H197V252H196ZM210 254H212L211 256H210ZM262 254V255H261ZM261 254H259V255H261V256H263L264 254L261 252ZM124 257H123V256ZM207 255V256H206ZM217 255H218V253H217ZM15 256H20V255H15ZM209 256V257H208ZM258 256V255H257ZM260 256V257H261ZM174 257V258H173ZM192 257V258H191ZM207 257H208V259L209 258H213L214 259V261H213V259L212 260H210L211 261V263L207 260L206 261V259H207ZM217 257V256H216ZM259 257V256H258ZM258 257L256 258V260H248L249 262L250 261H253L255 264H264V257H262V258H260L259 257V259H260V261L258 260ZM15 258H17V257H15ZM124 258H126V259H128V260H126V259H124ZM137 258H139V259H137ZM204 258V259H203ZM120 259H121V261H120ZM172 260H173V262H172ZM189 260V261H190ZM194 260H196V258L194 259ZM202 260L200 261V262H202ZM257 260H258V262H257ZM248 261H246L247 263H249ZM192 262H188V264H192ZM196 262H197V260H196ZM207 262V263H206ZM246 262L244 263V264H246ZM252 262V264H254ZM257 262V263H256ZM128 263V264H129ZM138 263V264H139ZM195 262H193V264H194ZM197 264H198V262H197ZM201 264V263H200ZM249 264H251V262L249 263Z\"/></svg>", "mask_w": 264, "mask_h": 264}]
</instances>
